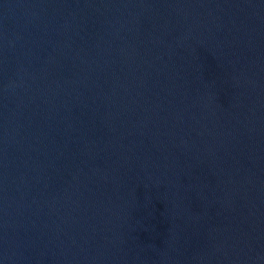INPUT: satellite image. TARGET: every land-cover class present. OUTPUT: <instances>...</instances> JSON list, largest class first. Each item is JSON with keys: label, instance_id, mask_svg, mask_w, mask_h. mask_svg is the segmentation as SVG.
I'll use <instances>...</instances> for the list:
<instances>
[{"label": "water", "instance_id": "water-1", "mask_svg": "<svg viewBox=\"0 0 264 264\" xmlns=\"http://www.w3.org/2000/svg\"><path fill=\"white\" fill-rule=\"evenodd\" d=\"M0 264H264V0H0Z\"/></svg>", "mask_w": 264, "mask_h": 264}]
</instances>
